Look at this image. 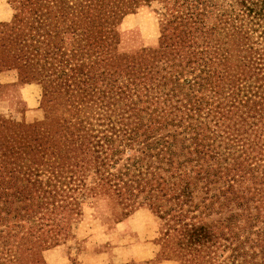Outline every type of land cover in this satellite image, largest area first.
Instances as JSON below:
<instances>
[{"label":"trees","instance_id":"obj_1","mask_svg":"<svg viewBox=\"0 0 264 264\" xmlns=\"http://www.w3.org/2000/svg\"><path fill=\"white\" fill-rule=\"evenodd\" d=\"M12 1L19 12L0 25V72L41 85L43 117L0 129V226L30 224L10 257L0 249V264H41L37 254L58 242L72 204L43 187L65 193L57 185L88 174L91 197H111L119 217L145 205L164 220V249L181 264H202L199 252L224 235L245 263L253 245L244 249L248 237L239 233L264 212V168L244 164L264 154V0H228V12L219 0ZM152 2L161 11L156 48L119 51L124 13ZM62 18L81 39L65 59L51 44ZM212 76L218 89L247 90L237 100L220 90L205 96ZM204 102L213 103L206 113ZM213 113L220 143L232 137L243 159L223 158L205 142L204 114ZM230 204L235 211L225 213L221 234L206 218Z\"/></svg>","mask_w":264,"mask_h":264},{"label":"rangeland","instance_id":"obj_2","mask_svg":"<svg viewBox=\"0 0 264 264\" xmlns=\"http://www.w3.org/2000/svg\"><path fill=\"white\" fill-rule=\"evenodd\" d=\"M223 12L230 10L228 0H219ZM159 4L152 2L148 6H140L136 9L126 11L122 16L121 23L118 27L117 49L121 52H133L138 49H153L157 46V39L159 35V27L161 24V17L159 16ZM50 8V6H49ZM28 9L22 10V16H26ZM18 9L12 0H0V25L10 24L13 22V16L17 13ZM48 21V19H47ZM46 21V22H47ZM212 17L207 18L206 22L210 24ZM54 20L49 21L53 24ZM20 27V26H19ZM58 27L60 33L53 39V43L57 47V55H63L64 59L74 52L81 45L80 36L74 34L70 28V22L67 18L58 20ZM23 33L25 31L23 30ZM56 55V60L58 57ZM2 78L0 79V129L3 125H24L34 124L42 120L43 112L41 109V85L36 82H30L29 85H22L19 82H13L11 77L5 72H0ZM12 74V73H11ZM190 78V77H187ZM84 79H79L73 83L74 87H80ZM8 81L12 84H5ZM215 76L209 79V83L205 87L203 94L205 96L214 92V96L219 92L227 100H232L228 92H232L233 98L237 100V93L244 94L247 89L237 91V83L232 86L220 85L221 88L216 86ZM30 86L29 89H25ZM249 91V90H248ZM226 106L228 101L223 102ZM213 104V103H212ZM212 104L204 102L203 112L212 108ZM225 106V108H226ZM38 115L41 119L36 122ZM205 115L206 124V143L209 148L227 157L229 154L237 160L243 159L241 153L237 151V143L232 142V137L223 140L220 143V136L214 133L212 123L215 121L217 114ZM214 115V116H212ZM126 154V153H125ZM208 155H210L208 153ZM259 161H246L250 166L261 164L264 168V154L262 156L255 153ZM121 158L123 156L121 155ZM222 158V159H223ZM211 161V160H210ZM119 164L115 167L109 168V172L115 171ZM261 170L258 168L257 172ZM92 176H83L79 181L67 185L68 180L62 181L57 185L61 190L66 191L62 193L60 190L52 191L51 187H43L44 190L49 191L51 194L55 193L56 198H67L72 204L69 206L70 213L68 214L63 231L59 232V240L53 246L37 254V261L41 264H181L179 260L174 258L172 254L164 249V241L166 239L167 229L164 220L148 209L147 206L135 208L131 213L122 217L117 215V209L114 208L111 197L96 196L91 197L88 192L89 186L92 184ZM42 184L46 181V176L41 178ZM218 185H213L215 190ZM73 188V190H71ZM212 193V192H211ZM216 193V191H215ZM65 195V197L63 196ZM229 208L220 210L219 214H210L207 216L206 221H210V225L220 230L221 234L227 233L223 228V217L228 210L235 211L233 206L228 205ZM227 206V207H228ZM20 214H23L21 212ZM236 220V218H235ZM240 221L233 223L232 232L235 233L237 238V228ZM257 223L247 230L245 234H240V240L247 236L248 240L245 243L244 249L253 245L248 249L246 254L245 263L240 259L237 262V248L234 241L229 244L226 235L221 236L218 246L209 249L204 248L203 252H199L201 259L200 263L204 264H264V251L258 246L264 244V212L258 215ZM30 224L27 222L14 219L6 223V226H0L1 235H6V244L0 247L3 252H7L10 257L13 253V246L17 241L20 234L27 233ZM44 231L48 226L43 227ZM231 228V227H230ZM53 230V228H52ZM249 232L250 234H248ZM15 235L16 237H13ZM256 246V247H255ZM203 256V257H202ZM3 257V254L1 255ZM5 257V258H9ZM210 258V259H209Z\"/></svg>","mask_w":264,"mask_h":264},{"label":"crops","instance_id":"obj_3","mask_svg":"<svg viewBox=\"0 0 264 264\" xmlns=\"http://www.w3.org/2000/svg\"><path fill=\"white\" fill-rule=\"evenodd\" d=\"M2 74L3 73H0V79L2 78L1 76H2ZM3 79V78H2ZM1 82V81H0ZM3 83H5V84H12V83H9L8 81H4ZM30 88V86H26L25 87V89H29Z\"/></svg>","mask_w":264,"mask_h":264}]
</instances>
